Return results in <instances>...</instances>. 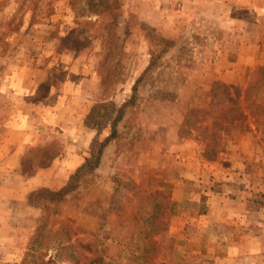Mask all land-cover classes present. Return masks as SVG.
I'll return each instance as SVG.
<instances>
[{
  "label": "rangeland",
  "instance_id": "1",
  "mask_svg": "<svg viewBox=\"0 0 264 264\" xmlns=\"http://www.w3.org/2000/svg\"><path fill=\"white\" fill-rule=\"evenodd\" d=\"M260 66L264 0H0V264L47 261L61 223L93 264H143L153 231L156 264H264ZM226 94L247 119L221 132Z\"/></svg>",
  "mask_w": 264,
  "mask_h": 264
},
{
  "label": "trees",
  "instance_id": "2",
  "mask_svg": "<svg viewBox=\"0 0 264 264\" xmlns=\"http://www.w3.org/2000/svg\"><path fill=\"white\" fill-rule=\"evenodd\" d=\"M256 85L264 86V66H260L254 69V71L252 72L251 80L248 86L246 87L245 94H247V92H249ZM225 99L229 101L230 106L224 111H219L218 115L212 120V126L216 127L221 132H225L228 126L233 125L234 123L239 121H245L247 119V115L243 113V111L238 106L236 101L233 100V98L228 97V95L226 94ZM257 107L261 108V113H264V101H262ZM122 110L123 108L119 109V111L121 112ZM203 113L204 115L208 114L207 111H203ZM121 115L122 114L120 113V115H118L117 118L112 122V137L115 136V126L117 122H119V120L121 119ZM252 115L253 114L249 112L248 116L251 117ZM185 123L188 125L187 120L185 121ZM109 141L110 138H107L104 142L99 145V149L97 150V152H95L94 155L88 158L82 164V166H80L74 172V174L70 177L69 181L66 183L65 186H63L57 191H52L48 188H42L38 191L36 195L48 198L51 203L55 201V203L61 202L65 195L69 194L76 188V182L81 178V176H83L87 172L93 171L96 167H98L102 155V150L108 144ZM51 146L48 149H45L44 147H38L33 149L30 154H27V156L22 159L23 168L25 170L34 171L35 169L49 165L52 161V158L54 157V153L51 154L52 151L50 150L54 148V146ZM44 160H46L47 162L45 163ZM31 162H33L34 166L31 165ZM158 219L159 218H157L156 220L160 225V221ZM42 221H44V223L42 222L36 228V234H42L44 227L47 226V223H49V216L45 215ZM80 231V229L75 228L68 223H61L57 228V237H62L65 242L58 243L57 247L55 248L54 255L50 256L47 261H36L35 264H56L55 258L60 253L65 254L64 256H66V258H68L72 264H93V259L90 260L89 257L85 256V253H93L92 245L88 242H83L82 239L78 238ZM146 234V245L149 247L144 252L145 256L143 258V264H156L155 258L160 255V247L157 244L159 240L154 241L155 231ZM46 247L47 243L45 244L44 248ZM86 259H89L90 261H87Z\"/></svg>",
  "mask_w": 264,
  "mask_h": 264
}]
</instances>
